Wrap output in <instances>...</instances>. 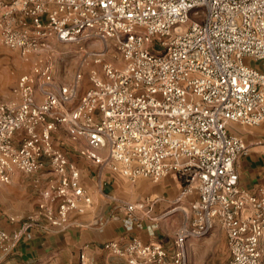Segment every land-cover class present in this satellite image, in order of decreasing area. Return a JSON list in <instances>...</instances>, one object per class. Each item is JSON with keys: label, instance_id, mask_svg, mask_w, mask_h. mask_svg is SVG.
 Instances as JSON below:
<instances>
[{"label": "built area", "instance_id": "obj_1", "mask_svg": "<svg viewBox=\"0 0 264 264\" xmlns=\"http://www.w3.org/2000/svg\"><path fill=\"white\" fill-rule=\"evenodd\" d=\"M92 39L114 40L124 63L106 60L105 50L88 53L84 60L101 64L103 76L91 68L74 105L82 75L57 82L51 53L57 43ZM0 41L26 58L38 55L17 78L18 99L0 101V187L17 171L35 175V184L47 166L53 173L36 210L12 232L0 226L1 254L41 220L62 228L92 203L77 162L55 140L64 127L86 141L84 159L131 181L174 174L178 199L198 194L172 251L132 236L106 242L113 255L129 264H187V238L218 223L226 264H264V189L240 186L235 162L249 144L228 130L230 122L264 121V69L251 63H264V0H0ZM125 207L132 230L137 205ZM79 259L89 262L85 251Z\"/></svg>", "mask_w": 264, "mask_h": 264}, {"label": "crops", "instance_id": "obj_2", "mask_svg": "<svg viewBox=\"0 0 264 264\" xmlns=\"http://www.w3.org/2000/svg\"><path fill=\"white\" fill-rule=\"evenodd\" d=\"M16 82L17 77L14 81L5 70L0 71V101L6 100L8 93L18 99L13 93ZM228 130L249 144L247 153L239 155L235 162L240 186L249 191L264 189V121L258 125L230 122ZM56 135L55 131L54 137ZM75 141L81 147L86 144L83 138ZM56 142L77 162L81 182L92 203L83 213H72L65 227H48L45 220H41L32 227L31 236H23L10 254L0 253V264H81L82 251L89 257L87 264H129L126 259L106 250L104 244L111 240L125 243L132 236H138L145 243L161 244L172 251L177 232L190 214V203L198 196L196 192L178 199L182 185L174 174L157 182L143 177L131 181L107 165L81 157L78 154L81 147L72 153L60 140ZM20 174L26 173L17 171L11 180L13 184L0 187V226L9 232L18 228L21 221L36 210L40 191L53 176L47 166L37 175L40 184L34 183L36 176L31 174L26 175L33 177V184H20ZM127 202L137 205L132 230L125 225ZM12 216L17 220L12 221ZM152 224H156L153 230L150 229ZM191 237L194 238L188 240ZM188 238L187 264H226L229 260L226 234L218 223L207 234ZM261 247H264V236Z\"/></svg>", "mask_w": 264, "mask_h": 264}, {"label": "rangeland", "instance_id": "obj_3", "mask_svg": "<svg viewBox=\"0 0 264 264\" xmlns=\"http://www.w3.org/2000/svg\"><path fill=\"white\" fill-rule=\"evenodd\" d=\"M183 28L186 27L185 24L180 25ZM1 42V41H0ZM105 50V59L112 61L117 65H122L124 61L119 56L118 49L114 40L112 39H92V40H81L79 42L73 43H57L55 45L54 52L51 53V57L54 58V78L57 82H69L76 78L77 75L81 74V84L79 88L78 95L74 101V105H77L80 101L81 93L90 84L89 72L91 68L97 69L99 73L103 76L102 65L95 64L90 59H86L88 53L93 51ZM0 71L5 70L8 75L15 78L24 73L28 72L32 64L38 58V55L31 54L26 58L20 50L10 49L1 43L0 46ZM86 57V58H85ZM253 66L264 69V63L262 62H251ZM10 93L6 99L10 98ZM55 140H60L63 146L68 150V152H77V147H81L75 139H73L64 128H60L56 131ZM60 138V139H59ZM56 140V141H57ZM86 146V144H85ZM101 154L105 155L106 149L98 150ZM21 181L20 184H33V177L26 174H20ZM13 184V182L9 183ZM194 237L188 238V240ZM262 248V254L264 258V247Z\"/></svg>", "mask_w": 264, "mask_h": 264}]
</instances>
